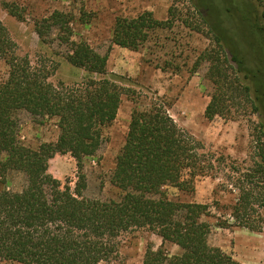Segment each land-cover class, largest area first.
Returning <instances> with one entry per match:
<instances>
[{
  "label": "trees",
  "instance_id": "16d2710c",
  "mask_svg": "<svg viewBox=\"0 0 264 264\" xmlns=\"http://www.w3.org/2000/svg\"><path fill=\"white\" fill-rule=\"evenodd\" d=\"M198 5L206 15L195 4L200 25L191 24V28L197 32L205 28L210 44L195 57L191 72L203 62L208 64L205 78L212 88L204 115L234 119L239 111L256 114L257 120L250 119L248 125L250 163L245 167L207 149L179 127L166 104L155 98L147 108L132 109L109 177L119 194L104 199L83 195V163L105 140L104 129L114 120L121 95L133 96L135 90L118 83L121 76L106 75L109 47L101 55L86 41L70 38L69 19L62 12L53 11L49 21L58 24V39L69 48L67 61L85 72L71 86L50 82L43 67H32L27 58L18 57L0 22V57L8 66L6 78L0 80V181L4 183L8 171L23 172L26 179L18 191L0 189L1 260L110 264L118 255L121 236L144 230L161 242L155 249L146 247L141 264H241L206 242L210 223L201 217L211 215L208 204L170 199L163 188L171 185L192 191L197 179L222 171L237 191L230 206L233 223L261 229L253 211L254 205L264 211V4L261 0L257 4L253 0H198ZM170 23L150 11L117 17L111 43L137 50ZM21 111L56 118L55 142L35 149L19 143ZM55 153H69L75 160L72 188L47 171ZM165 243L178 246L181 252L169 253Z\"/></svg>",
  "mask_w": 264,
  "mask_h": 264
},
{
  "label": "rangeland",
  "instance_id": "374dc122",
  "mask_svg": "<svg viewBox=\"0 0 264 264\" xmlns=\"http://www.w3.org/2000/svg\"><path fill=\"white\" fill-rule=\"evenodd\" d=\"M253 1L258 3V0ZM261 1L264 4V0ZM195 4L197 10L206 15L198 0H0V22L15 44L16 55L27 58L32 67H43L50 82L62 81L65 86H71L82 80L85 73L66 59L69 48L58 39V24L49 21L56 10L67 15L72 40L86 41L101 55L110 48L106 75L121 76L117 78L118 83L135 90L134 97L127 93L121 95L115 118L104 129L105 140L94 156L84 160V196L104 199L119 194L109 177L123 144L131 111L135 107L147 108L150 100L155 98L166 104L169 115L179 127L186 129L207 149L227 155L245 167L250 163L248 125L250 119L257 120L256 114L239 111L234 119L206 118L204 115L212 88L205 78L208 64L203 62L191 71L195 57L210 44V39L205 28L201 32L191 28V24L200 25V18L193 10ZM8 8L15 10L16 15ZM257 8L261 9L260 6ZM143 11L152 12L159 20L169 19L171 23L157 30L156 35L153 33L137 50L111 43L114 20L135 17ZM233 29L230 34L235 37ZM7 71L8 66L0 57V80L6 78ZM18 120L17 139L24 146L35 149L42 143L55 142L58 135L56 118L33 117L27 111H21ZM47 171L62 184L74 186L76 163L69 153H55L48 160ZM25 183L23 172L8 171L4 183L0 181V189L18 191ZM262 186L259 184L257 188L261 190ZM163 189L170 199L209 205L211 215L201 217L210 223L206 233L209 245L219 247L241 264H264L263 208L254 205L253 216L256 224L261 226L259 231L233 223L230 206L237 191L222 171L215 177H200L192 191H179L171 185ZM224 221H227L225 226ZM160 242L158 236L144 230L125 234L121 236L118 255L110 264H141L146 247L151 245L155 249ZM165 248L171 254L181 252L172 243H165ZM0 264L22 263L0 259Z\"/></svg>",
  "mask_w": 264,
  "mask_h": 264
}]
</instances>
